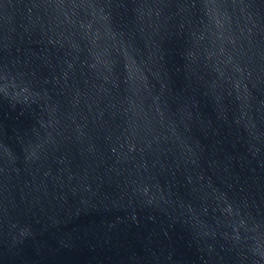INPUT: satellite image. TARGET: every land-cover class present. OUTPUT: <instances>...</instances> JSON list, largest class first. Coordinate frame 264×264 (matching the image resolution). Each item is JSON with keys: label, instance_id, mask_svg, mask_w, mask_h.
Instances as JSON below:
<instances>
[{"label": "water", "instance_id": "1", "mask_svg": "<svg viewBox=\"0 0 264 264\" xmlns=\"http://www.w3.org/2000/svg\"><path fill=\"white\" fill-rule=\"evenodd\" d=\"M0 264H264V0H0Z\"/></svg>", "mask_w": 264, "mask_h": 264}]
</instances>
